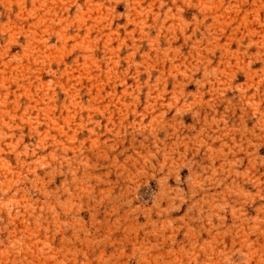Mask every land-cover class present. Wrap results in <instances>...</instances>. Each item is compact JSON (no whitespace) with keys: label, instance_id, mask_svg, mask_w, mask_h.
I'll list each match as a JSON object with an SVG mask.
<instances>
[{"label":"rangeland","instance_id":"rangeland-1","mask_svg":"<svg viewBox=\"0 0 264 264\" xmlns=\"http://www.w3.org/2000/svg\"><path fill=\"white\" fill-rule=\"evenodd\" d=\"M0 264H264V0H0Z\"/></svg>","mask_w":264,"mask_h":264}]
</instances>
